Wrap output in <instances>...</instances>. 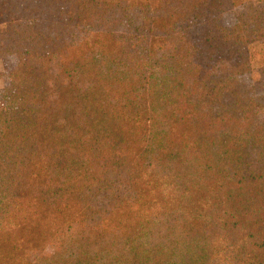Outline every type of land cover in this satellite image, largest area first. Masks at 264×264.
Wrapping results in <instances>:
<instances>
[{"label":"trees","instance_id":"1","mask_svg":"<svg viewBox=\"0 0 264 264\" xmlns=\"http://www.w3.org/2000/svg\"><path fill=\"white\" fill-rule=\"evenodd\" d=\"M0 57V264H264V0H0Z\"/></svg>","mask_w":264,"mask_h":264},{"label":"rangeland","instance_id":"2","mask_svg":"<svg viewBox=\"0 0 264 264\" xmlns=\"http://www.w3.org/2000/svg\"><path fill=\"white\" fill-rule=\"evenodd\" d=\"M261 47L259 44L255 45L254 47V59H253V66L254 72L258 69L260 65V53ZM8 86V76H7V59L0 57V91L7 88ZM2 105V101L0 99V106Z\"/></svg>","mask_w":264,"mask_h":264}]
</instances>
